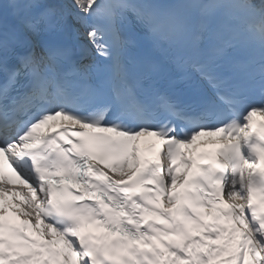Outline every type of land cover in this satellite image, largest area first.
<instances>
[{
	"label": "snow or ice",
	"instance_id": "snow-or-ice-1",
	"mask_svg": "<svg viewBox=\"0 0 264 264\" xmlns=\"http://www.w3.org/2000/svg\"><path fill=\"white\" fill-rule=\"evenodd\" d=\"M77 25L106 63L57 42ZM193 71L211 98L176 87ZM256 117L264 0H0V264H264Z\"/></svg>",
	"mask_w": 264,
	"mask_h": 264
},
{
	"label": "bare ground",
	"instance_id": "bare-ground-1",
	"mask_svg": "<svg viewBox=\"0 0 264 264\" xmlns=\"http://www.w3.org/2000/svg\"><path fill=\"white\" fill-rule=\"evenodd\" d=\"M81 30H82V32L84 33V30L81 28ZM212 139H218L217 137H208V136H205V137H201V140L200 141H198L197 143H198V145L199 144H202L203 142H206V141H208V140H212ZM15 193H17V192H15ZM11 201L10 200H8L6 197L4 198V203H5V206H6V204H9ZM6 207H8V206H6Z\"/></svg>",
	"mask_w": 264,
	"mask_h": 264
}]
</instances>
